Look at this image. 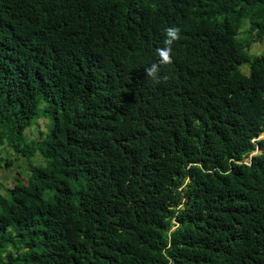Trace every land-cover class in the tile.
I'll return each instance as SVG.
<instances>
[{
	"label": "trees",
	"instance_id": "trees-1",
	"mask_svg": "<svg viewBox=\"0 0 264 264\" xmlns=\"http://www.w3.org/2000/svg\"><path fill=\"white\" fill-rule=\"evenodd\" d=\"M257 42L264 0H0V264H264Z\"/></svg>",
	"mask_w": 264,
	"mask_h": 264
},
{
	"label": "rangeland",
	"instance_id": "rangeland-1",
	"mask_svg": "<svg viewBox=\"0 0 264 264\" xmlns=\"http://www.w3.org/2000/svg\"><path fill=\"white\" fill-rule=\"evenodd\" d=\"M261 48V47H260ZM264 50L262 49V50H260L259 48H258V42L257 43H255V44H253L252 45V47H251V49H250V53L251 54H256V55H258V54H261L262 52H263ZM241 70L244 72V73H246V74H249L250 73V67H249V64H242V66H241ZM41 125V126H40ZM45 126V123H44V121H43V118L42 119H40V121H39V124H38V126L37 127H40V128H42V127H44ZM29 131V130H28ZM262 137H264V133H262L261 135H260V138H262ZM258 151V150H257ZM1 154H5V155H7V156H10V157H12V155L13 154H16V152L13 150V149H10V148H6V149H4V148H1L0 149V155ZM248 159V158H247ZM18 164H23L24 165V161H18L17 162ZM25 166V165H24ZM7 167L6 168H2V169H0V183L2 182V183H6L7 181H8V179L11 177V175H12V172L15 170H13V171H7Z\"/></svg>",
	"mask_w": 264,
	"mask_h": 264
},
{
	"label": "clouds",
	"instance_id": "clouds-1",
	"mask_svg": "<svg viewBox=\"0 0 264 264\" xmlns=\"http://www.w3.org/2000/svg\"><path fill=\"white\" fill-rule=\"evenodd\" d=\"M175 31H176V30H175V29H172V28H169V29L166 30V32L168 33L169 36L173 35ZM167 42H168V41H166V43H167ZM254 44H255V43H254ZM163 55H165V57H166V55H167L166 50L163 52ZM156 71H157V66H156L155 64L151 65V67H149V68L146 69V72H147L149 75H153V74H155ZM262 138H263V137H262ZM258 139H261L260 136L258 137ZM256 140H257V139H254L253 141L256 142ZM257 150H258V151H257ZM259 152H261V148L258 146V147H257V148L251 153V155H250L249 157H247V158H248L247 161L250 162L251 159H252V156H253L254 154H256V153H259Z\"/></svg>",
	"mask_w": 264,
	"mask_h": 264
},
{
	"label": "crops",
	"instance_id": "crops-1",
	"mask_svg": "<svg viewBox=\"0 0 264 264\" xmlns=\"http://www.w3.org/2000/svg\"><path fill=\"white\" fill-rule=\"evenodd\" d=\"M261 47V48H260ZM258 48L260 49V50H264V42H262V43H258Z\"/></svg>",
	"mask_w": 264,
	"mask_h": 264
}]
</instances>
